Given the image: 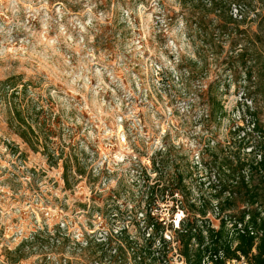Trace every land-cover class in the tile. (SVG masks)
<instances>
[{
    "label": "rangeland",
    "instance_id": "rangeland-1",
    "mask_svg": "<svg viewBox=\"0 0 264 264\" xmlns=\"http://www.w3.org/2000/svg\"><path fill=\"white\" fill-rule=\"evenodd\" d=\"M232 2L249 15L238 31L228 6L201 0H0V264H191L177 223L218 229L209 183L230 156L264 154V98L249 96L257 75L245 79L237 41L261 0ZM147 206L164 226L155 241ZM244 206L236 195L223 211Z\"/></svg>",
    "mask_w": 264,
    "mask_h": 264
},
{
    "label": "trees",
    "instance_id": "trees-1",
    "mask_svg": "<svg viewBox=\"0 0 264 264\" xmlns=\"http://www.w3.org/2000/svg\"><path fill=\"white\" fill-rule=\"evenodd\" d=\"M201 1L206 5H210L211 9L218 12H220L219 7H222L223 5L228 6L230 13L229 16L237 27L236 31H238L240 24L245 23L248 19L249 15L247 13L243 14L241 11L239 14L232 13L231 7L234 3L232 0ZM261 5L262 9L260 12H256L257 8H255L257 29L252 34L253 36H248L243 30H239L240 32L237 34L238 43L241 41L246 43V48L240 54V57H242L240 65L245 70V79L251 82L252 79H254V71H256L257 75V80L255 82L256 92H253L254 94L252 95H249L250 93L247 94L252 98L257 95L264 98V0H261ZM242 36L245 38L241 39L240 37ZM245 89L248 90L249 87H245ZM16 91L17 90L12 92L11 95L16 96ZM14 98L15 97L12 99ZM8 100H6V103L9 102ZM211 104L215 107L214 112L218 113L222 110L218 103L212 102ZM9 105L11 109L13 107L15 110V112H12L15 115V120L19 124V136L24 141L29 142L30 134L34 133L32 126L24 128L27 125L26 119L22 117L20 112L16 113L18 112V108L14 107L16 104L9 102ZM247 107L249 108V106ZM252 121L256 122L253 116L251 117V122ZM261 133V137L264 138V133ZM237 136L239 135L235 133V138H237ZM35 137L37 138V136ZM240 138H242L243 142L247 143V133ZM256 153H259V158L255 155L252 160L242 161L236 158L237 160L235 161L233 160L235 158L230 156L232 164L231 166H228V170H224V173H228V175L226 176V179H222L223 184L221 180H217L218 185L209 183V185L214 189V194H211V196L208 195L209 193L204 194V202L206 199L209 201L212 198L218 199V209L220 210V214L222 213V220L218 229H215L211 224L205 226L204 224H200L198 221H196V223H189L186 221L185 217L181 219L178 230H175L177 236L176 241L180 244L179 248L181 253L187 257L191 264H203L205 256L219 251H223L225 258H235L243 255L249 260L250 264H264V154L262 151ZM233 162L235 165H233ZM65 171H68V167L65 168ZM256 176L258 177V180H255ZM159 185L160 184H157V187H159ZM149 189L151 195H154L155 184L153 186H149ZM169 189L172 194L174 191H178L182 194L180 189ZM156 191L158 192V190ZM156 191L155 194H157ZM167 191L168 189L165 188L164 192L166 193ZM225 193H227L225 198H222ZM236 195H240V197L243 198L245 204L244 209L241 211L239 216L228 215L223 210L231 208L232 201ZM191 206L194 210L197 209L195 203L191 204ZM145 210V228L146 230L151 228V232H147L148 238L145 236L146 239H153L156 237L155 235L158 234V237H162L161 229L164 228L163 222L160 221V218L157 215L150 211L151 209L149 206L145 207ZM198 211L202 216H205L207 213V209L204 204L198 208ZM227 221H235L236 223L246 222V225L251 226L257 233L251 234L249 231L237 232L235 236L231 238L229 236V230L226 229ZM193 238H197L196 241L198 244L194 250H192L190 246ZM155 239L153 240L155 241ZM151 244L147 247L145 246L144 250L146 251L142 252L147 259H149L153 253L152 250L154 244H152L153 247ZM254 249L256 250L255 252L253 251ZM147 252L149 253V256H146ZM218 262L223 263L224 261L218 260Z\"/></svg>",
    "mask_w": 264,
    "mask_h": 264
},
{
    "label": "built area",
    "instance_id": "built-area-1",
    "mask_svg": "<svg viewBox=\"0 0 264 264\" xmlns=\"http://www.w3.org/2000/svg\"><path fill=\"white\" fill-rule=\"evenodd\" d=\"M234 14H239V11L237 10V12ZM180 221H179V224H180ZM230 223H233V227H234L232 229V232H230L231 235H235L237 232H245V231H249L251 234L257 233L254 231V229L251 226H247L246 222L236 223L235 221H233ZM179 224L177 223L178 226ZM218 260H222L224 262L219 263ZM207 261L208 263L210 262V264H250L248 259L243 255H240L239 257H235V258H225L223 251H219L217 253L207 255L206 260L205 259L203 260V264H207ZM181 264H188V263L185 259V260H182Z\"/></svg>",
    "mask_w": 264,
    "mask_h": 264
}]
</instances>
